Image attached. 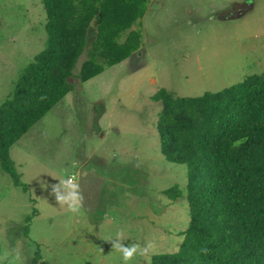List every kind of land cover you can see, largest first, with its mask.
<instances>
[{
	"label": "rangeland",
	"instance_id": "obj_1",
	"mask_svg": "<svg viewBox=\"0 0 264 264\" xmlns=\"http://www.w3.org/2000/svg\"><path fill=\"white\" fill-rule=\"evenodd\" d=\"M40 0H0V105L46 46ZM140 49L80 83L10 149L24 192L0 168V264H123L109 238L152 242L129 264L178 250L189 223L186 165L168 162L156 128L163 90L199 97L264 79V0H151L131 28ZM75 176L84 196L71 213L48 184ZM55 178L56 180H54ZM181 191L177 199L163 192ZM30 221L27 222V219Z\"/></svg>",
	"mask_w": 264,
	"mask_h": 264
},
{
	"label": "trees",
	"instance_id": "obj_2",
	"mask_svg": "<svg viewBox=\"0 0 264 264\" xmlns=\"http://www.w3.org/2000/svg\"><path fill=\"white\" fill-rule=\"evenodd\" d=\"M40 1L46 46L0 105V168L24 192L11 147L71 91L68 78L83 54L80 83L140 49V32L131 28L151 0ZM153 99L161 102L160 151L187 167L189 223L178 250L152 255L149 264H264V79L250 75L199 97L161 90ZM163 194L175 200L181 191ZM39 261L32 263L48 264Z\"/></svg>",
	"mask_w": 264,
	"mask_h": 264
},
{
	"label": "clouds",
	"instance_id": "obj_3",
	"mask_svg": "<svg viewBox=\"0 0 264 264\" xmlns=\"http://www.w3.org/2000/svg\"><path fill=\"white\" fill-rule=\"evenodd\" d=\"M240 143L241 141H236L233 147H238ZM48 187L51 188L49 195L54 196L57 204L62 207L66 206L71 213H79L83 207L84 196L81 185L77 182L75 176L69 175L66 178H61L58 183L48 184ZM107 242L111 244L113 250L122 254L123 264H129L137 255H146L154 247L152 242H148L144 246L136 243L125 246L119 233L115 239L109 238Z\"/></svg>",
	"mask_w": 264,
	"mask_h": 264
}]
</instances>
